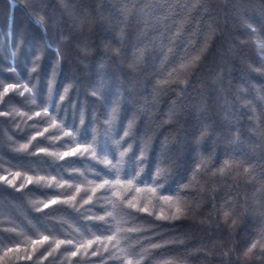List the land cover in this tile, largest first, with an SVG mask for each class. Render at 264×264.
Instances as JSON below:
<instances>
[{
	"label": "trees",
	"instance_id": "1",
	"mask_svg": "<svg viewBox=\"0 0 264 264\" xmlns=\"http://www.w3.org/2000/svg\"><path fill=\"white\" fill-rule=\"evenodd\" d=\"M72 7L74 15L69 16L62 0H44L42 13L28 0H0V176L12 179L19 171L21 176L15 183L25 185L22 191H16L0 180V264H121L115 257L125 256L122 249L129 246L137 253L134 264L136 260L140 264H225L226 259L235 262L245 241L253 238L264 193L257 191L259 184L255 188L251 183L237 186L233 180L235 170L221 174L215 169L229 151L247 153L253 163H264V137L256 131L264 127V102L258 100L264 96V71L257 70L264 61L250 42L247 27L252 25L264 36V0H73ZM41 14L46 19L44 28L34 23ZM77 16L85 20L83 27L78 25ZM209 25L214 34L202 62L190 77L177 120L165 123L176 92L157 94L153 86L162 78V72L166 76L172 67H178V58L186 49L203 42ZM173 35V53L161 65V41L167 45L168 37ZM61 36L67 39L61 40ZM141 47L143 61L132 67L133 53ZM57 48L61 63L55 81H51ZM37 55L39 66L32 72ZM17 81V89L4 93V87ZM50 83L53 101L60 105L55 127L45 122L41 107L49 106ZM69 84L72 87L65 100L59 101ZM25 85L32 90L21 96ZM93 91L99 98L92 95ZM117 99L122 101L117 125L121 134L135 114L133 136L151 137L142 173L147 185L139 187L152 186L150 177L162 155V145L168 149L167 155L176 160L165 194L174 195L178 185L191 181L197 156L195 140L205 123L210 124V129L199 150L211 162L182 194L186 212L179 220L158 218L174 210L168 203H157L150 193L129 194L126 186H118L121 195H135L141 202H150L149 212L153 214L137 213L135 222L123 217L124 232L119 235H127L128 239L121 240L117 247L108 244L105 251L101 245L98 254L92 256L97 248L94 244L73 257L71 251L76 249L72 245L65 243L55 249L54 241L71 240L75 245L94 239L99 234L97 226L103 223L96 217L105 216L104 209L112 208L109 201L118 199L111 192L102 198L103 189L93 192L95 185L102 182L95 176L97 171L103 178L114 177L113 173L105 175L112 165L92 155L99 151L96 144L108 153L114 148L106 119ZM37 111L40 117L35 116ZM50 114L55 115L51 109ZM44 128L48 131L44 132ZM37 131L44 135L32 140ZM69 131L71 137L65 135ZM85 137L89 152L63 156ZM41 147H46L47 152L40 153ZM107 158L112 159L110 155ZM124 160L127 163V156ZM28 176L33 178L32 184L27 183ZM41 176L44 179L37 182ZM69 195L76 199L68 200ZM89 197L91 200L85 204ZM230 197L243 198L247 209L246 215L238 217L231 227L218 212ZM52 199L58 203L50 204ZM130 227L138 231L127 232ZM44 235L49 236L48 242L32 244ZM8 237L19 243V251L8 243ZM153 244L165 246L154 248ZM4 245L14 251L5 255ZM46 249L52 254L48 255ZM229 249L237 251L225 257ZM110 252L114 256L110 257ZM41 253L47 258H41ZM29 255L31 260L21 259ZM241 264L245 262L241 260ZM251 264H264V257H254Z\"/></svg>",
	"mask_w": 264,
	"mask_h": 264
},
{
	"label": "snow or ice",
	"instance_id": "2",
	"mask_svg": "<svg viewBox=\"0 0 264 264\" xmlns=\"http://www.w3.org/2000/svg\"><path fill=\"white\" fill-rule=\"evenodd\" d=\"M104 0H100V3H103ZM29 5L36 8L40 13L43 12L42 5L44 0H28ZM62 3L65 6V10L69 16L74 15V9L72 7L73 0H62ZM15 7V5H14ZM99 11V10H98ZM143 12V10H141ZM146 15V14H145ZM125 15V19H126ZM78 25L83 27L85 24V20L79 16L76 17ZM34 23L41 28H44L46 19L43 14L39 15L38 18L34 19ZM250 32V42L255 47V51L259 55L262 61H264V36H261L258 29L253 27L252 25H247ZM182 30L181 28L178 31ZM214 34V29L211 25L208 28V35L203 38V42L199 44H194L190 47V49H186L185 54L178 58L179 63L178 67H172L170 71L167 72L165 76L163 72L160 74L162 78L158 79L153 86L154 93L163 94L167 91L176 92V100H174L169 107L168 119L165 120V123L176 122L177 120V112L179 111V107L183 105L184 99L187 97V93L189 91L190 86V77L193 76L195 71L198 69L200 63L202 62L203 54L208 50L209 42L211 40L212 35ZM67 37L61 36V40H65ZM176 39L175 35L168 37L167 45L161 41L160 52L159 55L162 57L161 65L167 63L169 56L173 53V41ZM20 44H23V39L20 40ZM47 47L51 48V44ZM114 53L119 54L118 49L113 50ZM57 60L56 65L51 70V81H55L57 72L59 69V65L61 63L60 59V51L59 48L55 50ZM144 55V47H141L138 52L133 53L134 63L132 67H135L136 64L142 63ZM40 56L37 55L33 60V67L31 69L32 72L37 71L39 66ZM258 71H264V63L261 64V68L257 69ZM19 85V81L16 83H9L6 87H4V93H8L10 89L15 90ZM35 86L33 85V88ZM72 87L71 84L64 88V94L59 96V101H64L66 98V94L69 89ZM27 85L24 86V91L20 92V95L23 96L24 92L31 91ZM93 96H97L99 98L98 93L96 91L92 92ZM258 100L264 102V96H259ZM47 104L50 106H44L43 108V117L46 118L45 122H50L52 127L56 126V119L60 115V105L53 101V89L51 83L49 85L48 90V98ZM121 105L122 101L117 99L114 100L111 106V110L107 115L106 123L108 125V133L113 141L114 148L112 152L108 153L104 150V148L96 144L95 147L99 149V151H93V156H100L101 159L99 162L109 165L112 167L108 169L109 173H113L114 178H103L99 171L95 173L97 179L101 180V183H98L93 188V192L103 189L101 193L102 198H107V194L109 192L112 193V196L117 197V200H110L109 202L112 204L111 210L104 209L105 216H97L96 219L103 221L102 224L98 225L99 234L94 236V239H89L86 242L78 243L73 245L71 240H56L54 241L55 249H59L61 245L67 243L68 245H72L76 250L71 251V256L76 257L81 249L87 252L88 249H91L93 245H97L92 252V256H96L99 252V247L102 245L105 248V251H108V244H112V247L115 248L120 243L121 240H127V235H119L124 232V229L121 227V221L123 217H128L131 221L135 222L138 219L137 213H149L152 215L153 213L149 212V203L150 202H141L137 199L135 195H121L119 191H117V187H125L129 194L131 193H150L152 199L157 203H168L174 210L170 212L169 215L159 216L158 218L164 220H179L185 216L186 212V202L182 194L186 193V190L193 186L195 178L200 174L201 171L211 162L208 157H205L199 150V147L204 139V136L209 132L210 124L205 123L201 129L200 135L195 140L196 145V162L195 167L192 172L193 179L188 183L181 184L177 186L176 192L174 195H166L167 192V184L174 174V170L176 167V160L172 158L170 155H167L168 149L162 145L163 152L161 157L157 160V162L153 165V175L150 177L151 185L148 187L141 188L138 185L145 184L147 185V180L142 176L144 171V165L148 160V154L151 148V137L146 139H139L133 136V129L136 123L135 114L128 119L126 126L122 130L118 128V121L121 118ZM54 113L55 115L50 114ZM10 115V113H4ZM35 116L40 117L41 112H35ZM31 119V117H29ZM84 114L81 112L80 123L83 124ZM17 128H19V124H17ZM48 128H44V132H47ZM256 131L264 137V127L257 128ZM44 132L37 131L35 135L32 136V140H36L37 136H43ZM66 136L71 137L72 132H66ZM92 140L95 141V135L93 134ZM133 143H135L136 147L133 148ZM166 143V141H165ZM233 144L237 143V141H232ZM88 139L85 137L81 144L73 147L70 151H64L63 156H76L78 153H87L90 151V147L88 146ZM28 145L25 144L24 148H27ZM40 153H46V147H41L39 149ZM117 153L119 154V158H117ZM31 154V153H30ZM111 156L112 159L109 160L107 157ZM127 156V163H125L124 158ZM226 159L220 165L219 168L215 169L221 174L225 172H232L235 170V177H233L234 182L239 186L242 182L244 184H249L255 188L256 184H259L260 191L264 193V163H253L252 159L244 152H235L229 151L226 152ZM115 161V163H113ZM114 170V172H113ZM21 173L19 171L15 172L12 179H9L8 175L0 176V180L7 182L16 191H22L25 188L23 183H20L19 186L15 183L16 180L20 179ZM44 177H37V182L43 180ZM55 179V177H53ZM27 183L32 184L33 178L31 176L27 177ZM62 187V185H61ZM71 187V185H69ZM75 191L77 193L80 192V188L76 187ZM237 196L239 193L237 192ZM76 196L69 195L68 200H75ZM91 200V197L88 200H85L84 203L87 204ZM65 203L67 201H64ZM50 204H56L58 201L56 199H52ZM245 201L243 198L232 199L231 197L228 200H225L223 204L220 205L218 212L222 213L223 221L225 224H228L229 227L236 224V220L238 217L245 216L247 209L244 208ZM44 207H49V204H44ZM125 208L129 211H125ZM107 217V219H106ZM120 217L121 219H117ZM259 221L256 224L255 231L252 233V239L250 241H245V246L242 251H240V256L237 257L236 261L233 262L231 259H226L225 264H241V260L245 262V264H251L252 259L264 257V205H262L259 211ZM230 221V224H229ZM114 222V227H113ZM127 223V221H123ZM219 226V225H218ZM138 229L134 227H130L127 229V232H135ZM49 241V236L44 235L41 239L33 240L32 244H40L43 245L45 242ZM8 243L15 245V250H20V245L17 243L12 237H8ZM165 245L161 244H153L152 247L159 248ZM49 248H52V244H49ZM14 251L13 247H8L4 245V254ZM35 251V249H33ZM48 255L52 254V251L46 249L45 250ZM125 252V256L123 257H115L116 259L121 261V264H134L133 257L137 255L135 249L129 248L122 249ZM234 249H229L228 252L224 253L225 257H228L230 253L235 254ZM41 258L46 259L43 253L40 254ZM110 257L114 256L113 253H109ZM21 259H32V256L29 255L27 257H22ZM142 259V257H141ZM135 264H140L139 260L135 261Z\"/></svg>",
	"mask_w": 264,
	"mask_h": 264
}]
</instances>
